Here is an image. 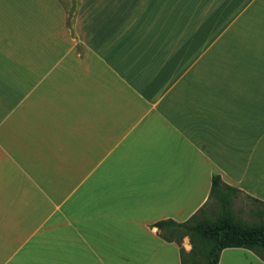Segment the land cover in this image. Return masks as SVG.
<instances>
[{"label":"crops","instance_id":"crops-1","mask_svg":"<svg viewBox=\"0 0 264 264\" xmlns=\"http://www.w3.org/2000/svg\"><path fill=\"white\" fill-rule=\"evenodd\" d=\"M213 175L264 204V0H0V264H181Z\"/></svg>","mask_w":264,"mask_h":264},{"label":"trees","instance_id":"trees-1","mask_svg":"<svg viewBox=\"0 0 264 264\" xmlns=\"http://www.w3.org/2000/svg\"><path fill=\"white\" fill-rule=\"evenodd\" d=\"M220 177L213 175L211 180V194L217 195L220 202L225 206L229 200L228 192L219 191ZM157 227L160 237L166 241H174L180 246L181 264L188 254L189 257L197 255L195 237L200 238L208 247L199 251L197 264H217L220 252L226 247H244L253 251L264 261V224L246 225L236 221L228 210L223 211L214 220H195V216L183 222L171 219L158 220L153 223ZM188 235L192 248L189 253H183L181 239ZM195 236V237H193ZM203 260V262H202ZM189 264V263H187Z\"/></svg>","mask_w":264,"mask_h":264},{"label":"rangeland","instance_id":"rangeland-1","mask_svg":"<svg viewBox=\"0 0 264 264\" xmlns=\"http://www.w3.org/2000/svg\"><path fill=\"white\" fill-rule=\"evenodd\" d=\"M229 200L227 204L224 206L222 202L219 201L217 195L212 197V200L207 203L205 208L195 216V220H214L218 215H220L223 211L228 210L232 217L243 224L246 225H260L264 224V204L256 203L247 199L245 196L240 193H234L233 191H229ZM195 237V236H193ZM190 237L185 235L181 242H183L184 247L190 248L191 242ZM195 248L197 251V255L193 256V258L189 257L187 254L184 258V263L187 264H197L199 261V255L201 252L199 248L208 247L205 243H203L200 238L195 237ZM185 243V244H184ZM199 247V248H198ZM203 262V260H202Z\"/></svg>","mask_w":264,"mask_h":264}]
</instances>
